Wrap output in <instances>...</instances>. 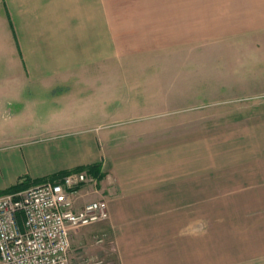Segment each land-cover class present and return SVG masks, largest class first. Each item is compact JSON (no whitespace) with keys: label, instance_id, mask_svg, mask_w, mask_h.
Here are the masks:
<instances>
[{"label":"crops","instance_id":"1","mask_svg":"<svg viewBox=\"0 0 264 264\" xmlns=\"http://www.w3.org/2000/svg\"><path fill=\"white\" fill-rule=\"evenodd\" d=\"M246 38L264 43V0H0V195L110 159L104 190L79 198L108 203L109 220L86 227L103 225L105 264H264V156L249 177H217L233 194L209 202L201 168L177 185L169 168L125 167L111 149L124 134L103 133L113 114L145 108L113 100V76Z\"/></svg>","mask_w":264,"mask_h":264},{"label":"rangeland","instance_id":"2","mask_svg":"<svg viewBox=\"0 0 264 264\" xmlns=\"http://www.w3.org/2000/svg\"><path fill=\"white\" fill-rule=\"evenodd\" d=\"M191 55L170 64L159 59L153 65H137L127 76L117 71L113 92L121 95L114 93L113 100L145 108L113 114L103 133L111 129L124 134L122 143L111 149L127 154L125 167L169 168L177 185L184 184V170L199 173L201 168L210 202L233 194L215 190L220 187L217 177L224 182L249 177L250 160L264 156V126H246L252 117L264 115V43L260 38H246L239 46L231 40L211 41L202 51L193 48ZM112 166L108 159L106 176L113 175ZM105 178L84 192L102 190ZM102 227L81 229L73 236L71 264H85L89 258L108 262L109 240L97 243Z\"/></svg>","mask_w":264,"mask_h":264},{"label":"built area","instance_id":"3","mask_svg":"<svg viewBox=\"0 0 264 264\" xmlns=\"http://www.w3.org/2000/svg\"><path fill=\"white\" fill-rule=\"evenodd\" d=\"M98 182L86 170L70 171L0 195V264H70L73 236L110 218L106 200L78 206L82 190Z\"/></svg>","mask_w":264,"mask_h":264},{"label":"trees","instance_id":"4","mask_svg":"<svg viewBox=\"0 0 264 264\" xmlns=\"http://www.w3.org/2000/svg\"><path fill=\"white\" fill-rule=\"evenodd\" d=\"M88 171L93 177H95L98 181H102L105 176L106 173H104L103 171V164L102 163H97V164H92L89 166H83V167H78L76 169L70 170V171H77V172H81V171ZM70 171H66V172H62V173H58L52 177H47L44 179H39V180H35V181H31L29 179H27V181L22 182L21 184L16 185L15 187H13L12 189H10L9 191H7V193H18L24 189H28L32 186H36V185H40L43 184L49 180H55L56 178L66 175L68 173H70Z\"/></svg>","mask_w":264,"mask_h":264}]
</instances>
